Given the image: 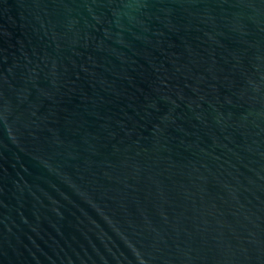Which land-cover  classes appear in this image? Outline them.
Instances as JSON below:
<instances>
[{"label": "water", "instance_id": "95a60500", "mask_svg": "<svg viewBox=\"0 0 264 264\" xmlns=\"http://www.w3.org/2000/svg\"><path fill=\"white\" fill-rule=\"evenodd\" d=\"M0 264H264V0H0Z\"/></svg>", "mask_w": 264, "mask_h": 264}]
</instances>
